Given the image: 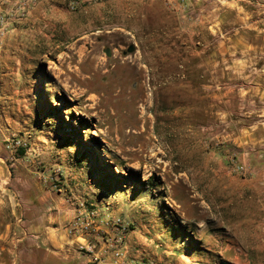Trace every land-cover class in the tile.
Instances as JSON below:
<instances>
[{"label":"rangeland","instance_id":"rangeland-1","mask_svg":"<svg viewBox=\"0 0 264 264\" xmlns=\"http://www.w3.org/2000/svg\"><path fill=\"white\" fill-rule=\"evenodd\" d=\"M38 190L93 250L120 220L117 264H264V0H0V264L56 262Z\"/></svg>","mask_w":264,"mask_h":264},{"label":"crops","instance_id":"crops-1","mask_svg":"<svg viewBox=\"0 0 264 264\" xmlns=\"http://www.w3.org/2000/svg\"><path fill=\"white\" fill-rule=\"evenodd\" d=\"M17 194L20 196V199L16 200L14 205L16 206L17 211H21L23 208L25 209V211H27V216H30L31 211H33L34 209H40L43 212H50L48 217L42 219L40 222L37 221V226L28 225L26 226V228L28 233L32 234V237L35 239V243L38 248H41L39 245L45 244L43 243V241H48L51 245L54 246L63 245L61 251L54 253V259L56 260L54 264L98 263L97 257L98 254L101 253L100 249L103 247V244H101L100 241L101 235L99 233H96V231L91 235V238H93V241H95L97 246L95 250L85 251L82 249L81 251H79L78 249L80 247L85 248L84 242L79 244L77 236H75V234L69 233L68 227L65 226L66 223H69L73 220L74 203H72V200L70 198V196H74V193H72V191H18ZM82 200L86 199L83 198L81 199V201ZM79 204L81 203L79 202ZM54 210H57L59 214H51V212ZM98 229H105V227L100 226ZM131 237L132 238H130L129 235L127 241V255L119 261V264H153L146 255L141 256L139 253L138 255L132 256L128 254V252L131 251L132 247L136 248L139 244H141V241L139 239L134 238L133 233L131 234ZM88 238L89 237H87V240ZM74 244L78 248L76 249V251L73 250L74 248H76L74 247ZM31 251H35L34 247L31 248ZM18 253L20 254V252ZM52 256L53 255L50 252H43L40 260L39 258H35V260L33 261L34 263H29L26 259L25 264H53ZM107 259L110 258L108 257ZM218 264H220V262Z\"/></svg>","mask_w":264,"mask_h":264},{"label":"built area","instance_id":"built-area-1","mask_svg":"<svg viewBox=\"0 0 264 264\" xmlns=\"http://www.w3.org/2000/svg\"><path fill=\"white\" fill-rule=\"evenodd\" d=\"M94 217L95 212H88L84 209V206L81 203L79 204V209L76 217L73 219L70 225L67 226L69 233L75 234L78 240L81 241H78L79 244L84 242L85 248L80 247V250L83 249L85 251H93V249L95 248V246L87 240V237L92 233L95 227L93 222ZM100 223L105 224L106 227H110L111 230L115 231V236L113 237L107 233V236L102 237L101 244H103V247L100 249L101 253L98 254L97 264H117V259L122 257L123 254L121 253L119 248H111H114L117 245H124L126 226L118 219L111 222H109V220L105 222L101 221ZM108 252L112 254L111 260H105L106 255L104 253Z\"/></svg>","mask_w":264,"mask_h":264},{"label":"water","instance_id":"water-1","mask_svg":"<svg viewBox=\"0 0 264 264\" xmlns=\"http://www.w3.org/2000/svg\"><path fill=\"white\" fill-rule=\"evenodd\" d=\"M133 51V47H129L128 48V52H132ZM104 53L106 54V56H109L110 55V51L108 49H105Z\"/></svg>","mask_w":264,"mask_h":264},{"label":"trees","instance_id":"trees-1","mask_svg":"<svg viewBox=\"0 0 264 264\" xmlns=\"http://www.w3.org/2000/svg\"><path fill=\"white\" fill-rule=\"evenodd\" d=\"M220 264H230V263L227 262V261L222 260V261H220Z\"/></svg>","mask_w":264,"mask_h":264}]
</instances>
